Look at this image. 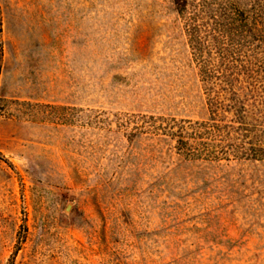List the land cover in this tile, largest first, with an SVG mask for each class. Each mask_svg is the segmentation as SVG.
I'll list each match as a JSON object with an SVG mask.
<instances>
[{
	"label": "rangeland",
	"instance_id": "obj_1",
	"mask_svg": "<svg viewBox=\"0 0 264 264\" xmlns=\"http://www.w3.org/2000/svg\"><path fill=\"white\" fill-rule=\"evenodd\" d=\"M0 30V264H264V160L138 130L211 118L175 0H0Z\"/></svg>",
	"mask_w": 264,
	"mask_h": 264
},
{
	"label": "trees",
	"instance_id": "obj_2",
	"mask_svg": "<svg viewBox=\"0 0 264 264\" xmlns=\"http://www.w3.org/2000/svg\"><path fill=\"white\" fill-rule=\"evenodd\" d=\"M175 3L206 87L211 118L149 116L150 127L138 130L171 138L177 154L187 160H264V0ZM4 53L0 40V75ZM16 102L0 92V117L13 114Z\"/></svg>",
	"mask_w": 264,
	"mask_h": 264
}]
</instances>
